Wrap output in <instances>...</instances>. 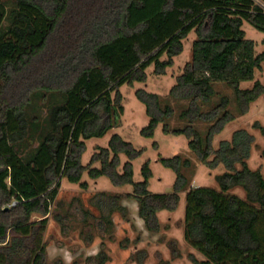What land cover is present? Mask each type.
Here are the masks:
<instances>
[{"label": "trees", "instance_id": "trees-1", "mask_svg": "<svg viewBox=\"0 0 264 264\" xmlns=\"http://www.w3.org/2000/svg\"><path fill=\"white\" fill-rule=\"evenodd\" d=\"M14 2L10 25L4 29L8 8L0 0V264H63L48 261L44 237L51 208L64 179L87 187L82 182L86 172L92 179L105 176L116 186L134 188L124 195L98 196L102 198L96 206L108 208L102 216L108 232L114 228V213L128 219L124 199L137 200L139 216L150 232L162 229L158 213L178 209L187 184L182 169L191 165L189 159L160 158L176 173V182L174 192L154 194L149 190V161L142 167L143 181H134L132 161L144 150L119 134L111 137L107 148L98 147L87 165L82 156L86 140L104 137L121 125V87L147 82L151 65L157 75H165L192 32L197 38L191 61L170 94L136 91L149 117L141 134L154 138L162 124L165 134L185 136L207 167L223 164L227 170L217 176L219 189L195 187L187 193L184 240L204 257H192V262L264 264V174L248 163L256 138L238 129L218 149L213 146L215 136L238 115L247 114L264 94L259 80L250 89L241 88L263 67L264 51L256 54L255 42L247 39L243 26L247 22L264 33V0ZM217 83L234 91L238 113L231 111L228 96L218 94ZM39 98L48 99L45 116L33 106ZM172 101L188 102L178 116L186 123L183 127L170 124L175 114ZM197 121L211 123L206 133L195 127ZM254 128L264 137L260 122ZM121 154L128 157L122 173ZM238 187L245 190V198L231 192ZM169 245L173 258H179L176 242ZM147 257L142 250L131 260L144 264ZM109 259L100 252L89 261L106 264Z\"/></svg>", "mask_w": 264, "mask_h": 264}, {"label": "rangeland", "instance_id": "rangeland-1", "mask_svg": "<svg viewBox=\"0 0 264 264\" xmlns=\"http://www.w3.org/2000/svg\"><path fill=\"white\" fill-rule=\"evenodd\" d=\"M8 8V17L4 22V29L10 25V13L15 7L14 0H3ZM243 29L247 33V39L255 42L256 54L264 51V33L256 30L249 23H245ZM197 35L192 32L184 40L183 52L174 58L175 64L167 69L165 75L155 73V65L146 70L147 82H136L133 86L123 85L121 87L122 103L125 112L121 117V125L110 130L104 137L86 140V151L82 156V163L87 165L92 156L98 152V147H108L111 137L119 134L135 148L143 149V154L132 161L134 170V181H143L142 167L150 162L153 177L150 179L149 190L154 194H166L174 192L176 173L160 162V158H171L181 155L183 159H189L191 165L184 167L182 172L186 177V190L180 192V203L174 212L161 211L158 213L162 229L158 233H152L146 228L144 220L139 216V204L136 199H124L121 204L128 209V219L121 213L113 215L114 228L112 232L107 231L102 216L107 213L108 208L103 210L96 206L98 197L105 192L109 195H124L133 192L132 185L116 186L108 177L92 179L86 172L82 182L87 184L84 188L80 184L69 183L66 179L62 182L57 200L51 208L48 228L45 233L47 243L48 261H57L63 264H98L97 261H89V258L104 252L110 259L106 264H138L131 258L137 252L145 250L148 254L144 264H159L160 260L171 261L172 264H194L192 257L203 260L204 257L184 240V218L186 212V197L190 188L211 187L219 189L217 176L227 170L223 164L210 169L201 162L196 153L189 148V140L185 136L168 135L163 132L160 124L156 129L154 138L143 137L141 131L149 123L146 106L138 99L136 91L144 89L150 93L166 97L170 94L172 87L177 83V78L183 73L185 65L191 61L192 47ZM167 57L164 56L163 60ZM259 80L264 85V63L262 70H257L253 81L242 82V89H250ZM2 80L0 79V84ZM220 96H228L231 100L230 109L238 113L235 93L225 83L215 85ZM219 102L220 98H214ZM45 99L33 101L36 112L42 116L47 115L49 103ZM175 114L171 119L172 127H183L185 122L178 119L181 111L188 107L187 101L171 102ZM205 110L209 106L204 107ZM29 112H33L29 108ZM264 126V94L251 104L247 114L239 116L228 123L225 129L213 140L214 149L219 148L223 140H231L233 133L238 129H246L255 136L256 142L252 148L251 157L248 161L253 170L262 169L264 174V157L261 155L264 147V137L259 130L254 128L256 122ZM211 123L197 121L195 127L206 133ZM128 157L121 154V164L118 168L123 172V165ZM94 166L100 167V163ZM242 198L246 192L242 188L231 191ZM106 198V197H105ZM105 200H108L107 198ZM38 219L39 216H35ZM128 240V242H126ZM176 242L179 258H173V251L169 243Z\"/></svg>", "mask_w": 264, "mask_h": 264}, {"label": "crops", "instance_id": "crops-1", "mask_svg": "<svg viewBox=\"0 0 264 264\" xmlns=\"http://www.w3.org/2000/svg\"><path fill=\"white\" fill-rule=\"evenodd\" d=\"M204 260V259H203Z\"/></svg>", "mask_w": 264, "mask_h": 264}]
</instances>
